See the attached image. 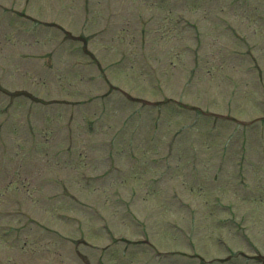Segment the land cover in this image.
<instances>
[{"label": "rangeland", "instance_id": "374dc122", "mask_svg": "<svg viewBox=\"0 0 264 264\" xmlns=\"http://www.w3.org/2000/svg\"><path fill=\"white\" fill-rule=\"evenodd\" d=\"M100 263L264 264V0H0V264Z\"/></svg>", "mask_w": 264, "mask_h": 264}]
</instances>
